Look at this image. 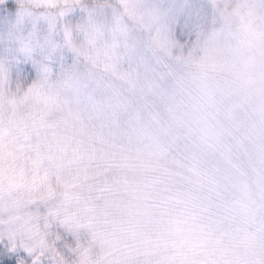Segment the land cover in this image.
Returning a JSON list of instances; mask_svg holds the SVG:
<instances>
[{
	"label": "clouds",
	"instance_id": "clouds-1",
	"mask_svg": "<svg viewBox=\"0 0 264 264\" xmlns=\"http://www.w3.org/2000/svg\"><path fill=\"white\" fill-rule=\"evenodd\" d=\"M0 264H264V0H0Z\"/></svg>",
	"mask_w": 264,
	"mask_h": 264
}]
</instances>
